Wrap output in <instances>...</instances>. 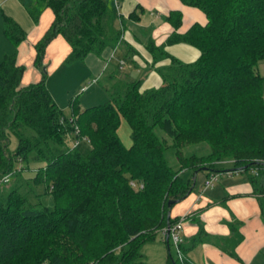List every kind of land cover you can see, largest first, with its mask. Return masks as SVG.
<instances>
[{"label": "trees", "instance_id": "1", "mask_svg": "<svg viewBox=\"0 0 264 264\" xmlns=\"http://www.w3.org/2000/svg\"><path fill=\"white\" fill-rule=\"evenodd\" d=\"M179 1L207 22L183 31V13L174 11L166 42L149 41L153 61L145 78L157 71L162 86L143 90L144 78L111 69L109 102L81 111L72 101L71 119L48 88L50 44L62 37L70 45L67 64L108 49L123 51L127 60L135 51L107 0L27 3L35 23L47 9L55 17L35 46L38 83L22 86L26 68L17 51L0 64V264H145L143 247L160 236L167 241L165 231L181 219L170 216L172 208L194 191L198 174L206 181L219 176L226 162L248 174L264 222V77L258 71L264 0ZM5 35L16 49L27 39L8 16ZM181 44L196 48L199 58L186 63L169 53ZM166 60L169 65L158 67ZM123 123L131 146L120 137ZM82 139L91 145L87 156L78 150ZM196 146L207 149L188 155ZM33 164L42 165L34 183L46 185L54 210L30 199L34 184L23 173ZM201 241V233L190 245L184 239L168 264H190L187 254Z\"/></svg>", "mask_w": 264, "mask_h": 264}, {"label": "crops", "instance_id": "2", "mask_svg": "<svg viewBox=\"0 0 264 264\" xmlns=\"http://www.w3.org/2000/svg\"><path fill=\"white\" fill-rule=\"evenodd\" d=\"M30 1L0 0V64L7 55L17 51L18 64L26 68L22 80L23 87L38 83L42 79L41 71L35 66V46L47 33L55 17L53 11L47 9L40 16L39 22L35 23L27 9V3ZM122 2L125 4L120 15L125 29L124 39L132 48L134 41H140L146 49L150 40L156 41L158 45L164 44L172 33V27L167 21L171 12L183 13V31L194 23L207 22L204 13L185 6L179 0H122ZM120 8L119 0L117 9ZM134 13L138 19L130 18ZM6 16L13 18L27 33L26 41L17 49L5 35ZM171 47H168V51H172L169 53L181 58L176 51L178 48ZM110 50L104 53L106 57ZM122 53L124 54L123 51ZM70 54V45L62 37H58L48 47L45 59L49 68L48 88L58 106L64 109L71 99L69 89L62 87L64 80L77 81L76 79H79L76 77L77 73L82 72L80 86L90 79H93L94 83H100L104 74L115 69L110 67L109 62L104 63V54L100 57L90 55L85 62L67 64L66 60ZM131 56H135L134 52ZM145 59L148 63L146 65L150 67L153 59L149 51ZM164 63L169 65L170 61L162 62L158 67H162ZM126 64L125 61L121 63L122 66ZM68 71L70 72L67 76ZM59 72L58 80L52 81L54 75ZM87 90L88 88H83L82 92L86 93ZM125 124L123 123L121 127ZM234 169L231 162L222 164L218 173L219 181L210 188H205L206 175L198 174L194 191L187 199L172 208V218L188 216L183 232L186 244H192L193 239L202 234V241L187 254L190 264H264V222L260 197L254 194L248 174ZM200 175L202 179L199 183ZM142 250L146 264H168L170 254L174 259L179 257L177 247L173 245L169 250L163 236L155 242L146 244Z\"/></svg>", "mask_w": 264, "mask_h": 264}, {"label": "rangeland", "instance_id": "3", "mask_svg": "<svg viewBox=\"0 0 264 264\" xmlns=\"http://www.w3.org/2000/svg\"><path fill=\"white\" fill-rule=\"evenodd\" d=\"M107 2L109 3V5L113 8V10L117 14L122 15V13L124 11L122 9V7L125 8V4H123L122 0H120L121 8L119 10L117 9V5H116L115 0H107ZM174 48H176V49L178 48L176 51L178 53V56L181 57L179 59L186 62V63L194 62L195 59H197L199 56V51L196 48L191 47V46L176 47V45H174ZM133 49L135 51V53H134L135 56H131V58L127 59V60L125 59V56L123 55L122 51L117 52L116 50L111 49L109 51L110 54L107 57H106V54H104L105 56L103 55V57L105 58L104 63L106 64L107 62H109L110 67L115 68V69H119V68L121 69V67H122L121 70L123 73L130 74L135 78H138V79L144 78L145 79V83L143 85L144 90H151V89L160 88L162 86V78L158 72H152L148 75L147 78H145V72L149 68V66L146 65L148 63L145 59L146 54L148 52V49H146L140 41H134ZM170 52L172 53V51H170ZM134 58H135V60H134ZM123 61L127 62V64L124 66L121 65V63ZM164 65H167V64H165V63L162 64V66H164ZM258 71L264 77V61L260 63ZM69 72L70 71H68L67 76H68ZM104 73H106V72H104ZM59 75H60V72L57 73L56 75H54L52 81L58 80ZM106 75H107V73H106ZM106 75L104 74V77L101 79L100 83H96V82L94 83V80L90 79L89 81L86 80L85 83L80 86L79 84L81 82L82 72L77 73L76 77L79 78V79H76L77 81L69 80V79L64 80L62 87L64 89L65 88L69 89V92L71 93L70 101L78 100L80 110L84 111V110L89 109L91 107L104 105V104L109 102L110 98H109V94L107 93L106 87L109 86L110 81L108 80V76H106ZM96 79L99 80L100 78L96 77ZM52 87H53V85H52ZM83 88L84 89L88 88L86 93L82 92ZM263 92H264V83H263ZM54 95H55V93H54ZM58 100L61 102V100L59 98H58ZM70 101L68 102L66 109L60 108L63 111L65 117L68 119H71L73 116V110H72V106H71ZM119 133H120V137L122 138L123 142L127 143V145H129V143H130V146H131L132 145V138H131L130 127L125 124L123 127H121ZM76 142H77L76 140L72 139L70 141L71 147L75 148ZM16 146H17V143H16V141H14L12 149H15ZM206 149H207L206 147L203 148V147H198V146L189 147L187 149V154L190 155L194 152L195 153L197 152V153H199V155H201V154H204V151ZM78 150L85 156L89 155L91 152V145H90L89 141L86 139L80 140ZM170 155H172V153H170ZM41 166L42 165H40V164L31 165V168L23 173V177L26 180H29L34 184L35 192L30 196L31 201L33 203L39 202L44 207L48 208L49 210H54L55 209V200L51 194L47 193L46 185L34 183L36 171ZM201 179H202V175L199 176V179H198L199 183H200ZM15 180H16V178L11 179L9 184L6 185L7 186L6 188L9 189L13 185ZM35 195H37V196H35ZM142 252H144V251L142 250ZM145 264H146V262H145Z\"/></svg>", "mask_w": 264, "mask_h": 264}, {"label": "built area", "instance_id": "4", "mask_svg": "<svg viewBox=\"0 0 264 264\" xmlns=\"http://www.w3.org/2000/svg\"><path fill=\"white\" fill-rule=\"evenodd\" d=\"M115 2L116 5L119 4V0H115ZM218 181H219V176L217 175L211 176V178L206 181L205 188L213 187ZM4 182L7 183L8 179H5ZM187 220H188V216L182 217L177 224H175L173 227H170L165 231V233L166 232L169 233L172 243H174L177 248L180 244L184 242L183 232Z\"/></svg>", "mask_w": 264, "mask_h": 264}, {"label": "water", "instance_id": "5", "mask_svg": "<svg viewBox=\"0 0 264 264\" xmlns=\"http://www.w3.org/2000/svg\"><path fill=\"white\" fill-rule=\"evenodd\" d=\"M199 172H196V174H198ZM170 216H171V213H170ZM167 245H168V248H169V250H170V235H168V237H167ZM173 264H176L175 262H173Z\"/></svg>", "mask_w": 264, "mask_h": 264}]
</instances>
